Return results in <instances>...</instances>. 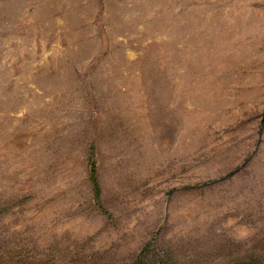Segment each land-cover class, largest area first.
<instances>
[{
  "label": "rangeland",
  "instance_id": "rangeland-1",
  "mask_svg": "<svg viewBox=\"0 0 264 264\" xmlns=\"http://www.w3.org/2000/svg\"><path fill=\"white\" fill-rule=\"evenodd\" d=\"M0 264H264V0H0Z\"/></svg>",
  "mask_w": 264,
  "mask_h": 264
}]
</instances>
